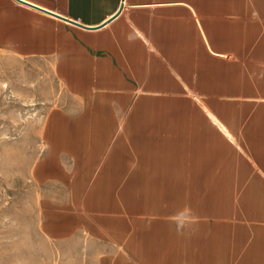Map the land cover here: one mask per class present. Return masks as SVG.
I'll use <instances>...</instances> for the list:
<instances>
[{
	"label": "rangeland",
	"instance_id": "1",
	"mask_svg": "<svg viewBox=\"0 0 264 264\" xmlns=\"http://www.w3.org/2000/svg\"><path fill=\"white\" fill-rule=\"evenodd\" d=\"M137 1L102 44L0 0V264H264V0ZM168 58L181 106L94 105Z\"/></svg>",
	"mask_w": 264,
	"mask_h": 264
},
{
	"label": "crops",
	"instance_id": "2",
	"mask_svg": "<svg viewBox=\"0 0 264 264\" xmlns=\"http://www.w3.org/2000/svg\"><path fill=\"white\" fill-rule=\"evenodd\" d=\"M13 1L24 7L23 15L28 20H35L38 24L45 26L46 24L64 23L75 28L76 32L86 35L88 41L102 44L105 41H109V44L116 42L118 29L125 26L129 11H147L154 4L150 1L139 2L137 0H22L25 3ZM129 7L133 9L131 10ZM107 33L108 35H105ZM104 35L109 36L110 39L108 40ZM216 54L220 55L221 53L216 52ZM159 64L160 69L164 67L166 70L127 71L125 78H114L115 74L109 73L108 75L111 77L101 79V82L96 79L94 83H91L93 89L98 91L97 95H94L96 98L93 99L94 105L102 97H111L119 103L121 113L126 111L127 106L129 108L135 106L134 110L141 111L143 102L156 100L181 106L188 100L184 99L182 94L189 93L186 83L187 76L182 73L185 65L173 62L172 58H168L166 62L160 61ZM146 77L147 81H144ZM143 81L144 83H142ZM172 92L176 93L175 99ZM154 93H165V97L157 99L153 95ZM85 100L89 103L87 98ZM214 121L219 123L218 120L214 119Z\"/></svg>",
	"mask_w": 264,
	"mask_h": 264
},
{
	"label": "bare ground",
	"instance_id": "3",
	"mask_svg": "<svg viewBox=\"0 0 264 264\" xmlns=\"http://www.w3.org/2000/svg\"><path fill=\"white\" fill-rule=\"evenodd\" d=\"M130 91H131V90H130ZM210 112H211V111H210ZM210 115L214 116L212 113H210ZM214 119L216 120L217 118H214ZM219 125L221 126V128H222L224 131H226V132L229 134L228 130L226 129V126L222 125L220 122H219Z\"/></svg>",
	"mask_w": 264,
	"mask_h": 264
},
{
	"label": "water",
	"instance_id": "4",
	"mask_svg": "<svg viewBox=\"0 0 264 264\" xmlns=\"http://www.w3.org/2000/svg\"><path fill=\"white\" fill-rule=\"evenodd\" d=\"M17 1H19V2H22V3H25L24 1H22V0H17ZM27 4V3H26Z\"/></svg>",
	"mask_w": 264,
	"mask_h": 264
}]
</instances>
